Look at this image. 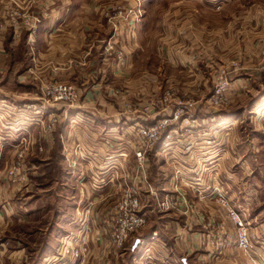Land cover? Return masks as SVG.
<instances>
[{
  "label": "crops",
  "instance_id": "crops-1",
  "mask_svg": "<svg viewBox=\"0 0 264 264\" xmlns=\"http://www.w3.org/2000/svg\"><path fill=\"white\" fill-rule=\"evenodd\" d=\"M2 1L7 2V0H0V16L4 14L1 12ZM99 1L107 0H9L8 4L11 8L14 7L13 4H17L19 8H16L21 12L41 13V22L35 30L25 29L17 23L7 24L4 22L0 26V118L8 116V118L14 119L8 124L19 126L13 132L22 136L20 142L11 143L7 140L1 142L0 140V148H6L7 145L18 147L22 143H27L32 148L41 145L44 147V153L35 155L30 164L40 166L49 156L50 149L53 151L57 147L58 150H61L63 146L68 160V175L65 178V184H69L71 180L78 181V184L75 183V192L68 188V193L64 194L63 191L59 193L62 204L60 210L64 212L67 209V215H65L67 219L62 218L63 223L60 226L67 229H72L75 223H79L81 216L76 218L77 211L85 210L87 206L89 207L87 214H89L84 217V222H95V218H97L99 226H105L106 221L108 225L110 224L112 206L120 193V181L123 177L118 165L119 163L126 164L127 168L135 160L131 154V145L127 140L112 139L104 142L103 138L107 135L108 128L116 132L123 131V126L116 123L87 125L76 123L73 120L69 122L64 120L61 121L62 124H57V127L45 131L42 110L41 112L38 111L41 105L44 106L41 100L44 95L43 86L51 80L69 82L77 86L81 99L83 96V100L87 101L86 105L81 106L83 108L71 110H75L74 113H76L73 118L81 120L87 112H97L85 109L91 105V103H87L88 100H91V96L98 100L112 96L108 87L112 86L113 82H119V87H122L124 84H128L126 82L128 79L136 89L140 83L139 75H137L139 68H142L143 65L147 68L153 65V60L150 59L146 64L140 63L144 58L140 52L143 51V46L146 43L145 38L142 37L144 35L150 36L154 28L147 26L149 21L145 23V27L141 24L134 31L135 35L141 38H138L139 43L131 48L132 52L126 54V70L118 74L114 72L112 66L106 63L107 60L100 53L101 35L93 27H80L78 21L81 17L90 16L80 12L79 5ZM143 1L150 10L149 15L154 13L152 5L160 2H157L158 0ZM245 1L247 0H223L221 9L213 14L211 27L205 29L207 32H202L205 30L199 21L198 14L193 22L191 19L190 23L185 21L187 17L183 21L182 16L188 15L185 11L188 9L185 7L189 2L188 0H163L161 2V4L183 5L180 7L182 8V10L180 9L182 19H180L183 22L181 21L178 26L173 24L172 14H169V24L162 31L165 38L164 47L161 48V51L165 54L164 62L171 66L175 62L181 71L184 70L187 78L196 74L194 75L195 82L192 80L182 81L181 84L185 85L187 89L192 90V92L203 89L204 83L198 77L201 75V68L204 64L210 68L218 66L221 62V53L225 52L226 49L228 52L243 54L241 59L244 63L242 67L237 69L236 72L238 73H235L230 88L234 89L233 86L236 84L239 87H243V85L257 86L253 78L255 77V65L264 53V0ZM209 2L211 0H197L194 3L202 10L204 7L208 8ZM205 4L206 6H204ZM192 14L195 15V11ZM94 18L91 16L92 21H95ZM241 21H248L249 31L240 30L242 28L239 25ZM10 24L12 27L8 26ZM257 28H259L258 33L255 32ZM200 32L202 34L198 35ZM255 34L259 35V39L254 37ZM236 36L240 38L242 43L236 41L234 38ZM222 39H230L234 42H225L221 46ZM8 45H14L13 48L16 51L19 50V53L16 54L13 48L9 53ZM200 52L209 53L210 58L206 61L197 60L196 54L198 55ZM173 56L175 57L174 60ZM226 59L227 57L222 58V61H226ZM200 83L203 85L200 86ZM263 86L264 84H262ZM124 92L125 90H120L119 96H124ZM132 94L138 98L139 95L145 93L135 91ZM89 108L93 109L91 106ZM56 109H59L58 105L51 108L52 112L46 110L44 113H47V118L59 113L53 112ZM205 112H207L206 109L204 112L199 110L201 119L208 125L203 123L199 127L197 125L193 127L192 124L168 127L164 139L158 141L151 150L153 157L149 158V162L147 159L148 181L151 188L153 187L154 193L148 194L141 211L147 217L154 205V200L160 202L167 198L172 201L175 206L170 208L174 211L170 208L163 210H168L167 213H173L166 225L169 226L168 229H171V235L164 234L162 229L138 232L129 253L125 256L122 252L119 253V257L116 259L117 264H133L134 255H147L149 244L155 250V252L153 251V255H155L153 261L156 264L163 263V261L168 262V264H191L192 260H195V264H264V237L262 236L264 233H261L262 235L257 241L259 246L254 247V255H250V253L249 255H237L238 253L234 255H203L204 253L200 254V252L188 250L186 234H178L179 229L187 232V229L191 228L190 223L192 222L195 226L204 228L205 222L207 224L214 223V221L224 217L225 209L215 199L217 190H221L225 194L237 211L247 213L254 218L253 221L260 224L259 228L263 226L261 221L256 219L259 209L253 198V194H255L253 186L257 185L255 183L253 185L252 177L260 182L263 179L254 175L253 169H251V156L241 155L237 150L235 140L220 141L219 135L214 130L216 126H219L218 113H213V109L207 114ZM45 117L44 119H47ZM203 117H207V119H203ZM194 118L197 120V117ZM0 130L3 131L4 129L0 127ZM96 136L97 138H95ZM206 138H211V143H207ZM77 145L80 146V151L76 149ZM76 152L80 158L74 154ZM74 162L75 165L79 164L80 166L73 165ZM131 168L132 174L131 177L128 176V180L134 182L138 179L133 177L132 165ZM131 168H127V174L130 173ZM175 170L179 171V173L177 172L179 177L188 179L187 184L189 185L174 178ZM137 182L140 185L141 182L139 180ZM90 184H93L94 189ZM140 191H142L141 188ZM159 195H164V197H159ZM73 196L76 197L74 201ZM185 200L195 205L197 218L193 219L188 211H184L183 202ZM8 212L9 204L6 201L0 208V225L5 224V219L9 215ZM101 214L107 218L102 219ZM147 221L149 222V219ZM210 227L211 225H209V229ZM192 233L194 235L195 232ZM198 233L196 232L192 236H198ZM62 241L64 243V236ZM164 241L167 244L166 247ZM203 242L208 245L205 239ZM103 244L101 243V246ZM43 246L39 251L41 255L60 253L50 243L45 242ZM128 255L130 256L127 258L130 260L126 258ZM107 262L108 259L105 257L100 264H107Z\"/></svg>",
  "mask_w": 264,
  "mask_h": 264
},
{
  "label": "rangeland",
  "instance_id": "rangeland-1",
  "mask_svg": "<svg viewBox=\"0 0 264 264\" xmlns=\"http://www.w3.org/2000/svg\"><path fill=\"white\" fill-rule=\"evenodd\" d=\"M162 1L163 0H158L157 2L159 3L152 5L154 7V13L150 15V10L146 7L145 1L138 2V0H107L79 5V8H81L80 12L90 15L78 19L80 27L90 26L93 27L94 30L97 29V32L101 35L99 41L100 53L102 57L107 60L106 63L112 66L114 72L118 74L126 70V54L132 52L131 48L133 45L138 44L141 38L137 37L134 31L141 24L145 27V23L149 21L147 26L154 28L150 36L144 35L142 37L145 38L146 43L143 46V51L140 52V55L144 56L140 63L146 64L148 59H150L153 60V65L149 68L145 65L139 68V73L137 75H139L138 79L140 83L137 85L136 89L135 86L131 85L128 79L126 80L128 84H124L122 87H119V82H113L112 86L108 87L112 96H106L99 100L91 96V100L87 102L91 103V105H88L85 109L97 112H87L86 115L82 116L81 120H75L76 118H73L76 113H74L75 110L71 109L83 108L81 106L85 104L87 100H83V96L81 99L79 89L74 84L73 85L78 91V99L72 103L65 101H47L44 96V99H41L44 102V106L41 105L38 109L40 112L42 110L41 113H43V121L45 120L44 130L46 131L53 127H57V124H62L61 121L64 120L68 122L73 120L76 123H85L87 125H110L111 123H116L117 125L123 126V131L116 132L108 128L107 135L103 138L104 142L111 141L112 139L127 140L129 145H131L130 149L133 156V147L139 142L136 135L137 126H149L162 119L169 118L171 120L165 124L160 132V137L154 141L152 148L147 151L146 158L149 162V158L153 157L151 150L158 141L164 139L168 127L185 124H192L193 127L197 125L199 127L203 123L204 125H208L207 122L201 119L202 117L200 116L199 110H203L204 112L206 109L207 112H209L213 109V113H218L219 115V126H216L214 130L216 134L219 135L220 141L235 140L237 143V150L241 155L245 154L251 156V169H253L254 175L257 176V178L263 179L262 182H260L252 177L253 185L254 183L257 185L255 187L253 186V192L255 193L253 194V198L259 209V212L256 214V219L261 221L263 225L262 228H259L260 224L253 221L254 218L250 217L247 213L237 211L235 206L231 204L225 196L227 204L230 205L245 222L246 231L252 244V249L249 253L250 255H254V247L259 246L257 241L260 235H262L261 233H264V86L262 87V84H264V75L259 71V65L264 61V53H262L261 58L259 57L258 63L255 65L256 78L254 77L253 79H255L254 83L257 84V86L251 87L249 85H243V87H239L236 84V87L233 86L234 89H232L229 84L227 94V99L229 101H224L222 104L216 106L212 105L210 103V96L214 90L216 81L220 77L225 76L229 83L233 84L234 75L238 73L236 72L237 69L244 65L241 59L243 54L228 52L226 49L225 52L221 53V62L218 66L216 65L210 68L205 66L204 62H201L204 64V68H201L202 72L198 77L201 78L200 80L204 83V85L200 83V86L203 85L204 87L201 90L197 89L192 92V90L187 89V87L181 83L185 80H192L195 82L196 78L194 75L196 74L187 78L184 70L181 71L180 67L176 65L175 62L173 66L164 62L165 54L161 51V48L164 47L165 36L162 31L164 30L163 28L167 27L169 24V14H172V22L177 26L181 24L182 18L184 21L187 17L185 21L190 23V19L193 22V19L196 18L198 14L203 29L210 28L213 23V14L221 9L223 3L217 8L214 4L209 2L208 8L204 7L200 10L201 7L194 3L197 0H188L189 2L185 6L188 8L185 10L188 15L184 14L181 18L180 9L182 10V8L180 7H183L182 4H161ZM245 2L250 1L247 0ZM8 3L9 0H7V2L2 1L1 12L4 14L0 16V18L2 17L0 19V26H2L4 22H7V24L14 23L11 19V15L16 17V23L19 25L20 17L24 12L19 11V9L17 10V8H19L17 4H13L12 6L14 7L11 8ZM204 6H206V4ZM194 11L195 15L192 14ZM91 16H93V18L95 17V21H92L93 19H91ZM11 24L8 26H11ZM247 24L248 21H241L239 23V25L242 26L240 30L243 31L244 29L249 31ZM22 27L28 29L24 25H22ZM202 32L207 31L205 30ZM202 32L198 35L202 34ZM255 32L258 33L259 28H257ZM254 37L259 39L258 34H255ZM234 38H236L237 42L242 43L239 37L237 38L236 36ZM225 42L233 43L234 40L222 39L220 45L223 46ZM13 47L14 45L7 46L9 53H11ZM13 51H15L16 54L19 53V50L16 51L15 48H13ZM177 53L179 54V52ZM225 57H227L226 61H222V58ZM209 58V53L206 52H200L198 55L196 54L197 60L206 61ZM174 59L175 57L173 56V60ZM224 73L226 75H224ZM29 74L31 73L29 72ZM52 81L57 80H51L49 82ZM120 90H125L124 96H119ZM135 91H140V93L145 94H141L137 98L135 94H132ZM240 96L242 97L240 98ZM56 105L59 106V109L53 112L59 113L53 114L47 118V113L44 112L46 110L52 112L51 108L56 107ZM89 106L93 109L89 108ZM177 111L179 112V116L175 119L172 116ZM207 112L205 113L207 114ZM44 117L47 119H44ZM194 117H197V120ZM203 119H207V117H203ZM13 120L14 119L8 118V116L0 118V127L4 129L3 131L0 130L1 142L5 140L11 143L14 141L20 142L22 136L13 132L17 130L19 126L8 124V122ZM95 138H97V136ZM206 139L207 143H211V138ZM76 149L80 151V146L77 145ZM43 150L44 147L41 145L32 148L27 143H22V145L18 147L7 145L6 148H0V208L6 201H8L9 204V215L5 219V224L0 225V264H100L105 257L108 259L107 264H117L116 259L119 257V253L122 252L124 256L129 253L135 235L138 232H149L155 229H162L161 231H163L164 234L171 235V229H168L167 227L169 226L166 225L169 223L168 221L173 213H167L168 210L163 211L165 209L160 206L161 201L157 202L154 200L155 202L151 208L152 210L150 209L147 216L149 222L147 221L145 223L146 225L131 233L122 246L117 247L112 242L110 231L114 205L121 194L124 193L125 189L131 185L141 188L142 191H140V194H144V196L141 194L142 205L145 199L147 200L148 194L151 195V192L145 187H142L141 183L139 185L138 182L135 183L133 180H128V176L131 177L132 174L131 165L134 168L135 161L130 166H127L128 169L131 168L129 174H127L126 164L119 163L118 165L123 177L120 181V193L112 206L111 222L109 225L106 221L105 226H99L97 218H95V222H84V217L89 214H87L89 211V207L87 206L85 210L77 211L76 218L81 216L79 223H75L72 229L63 228L60 225L63 223L62 218L67 219V216H65L67 215V209L64 212L60 210L62 204L59 193L62 191L64 194L68 193V188L73 189V192H75V183L78 184V181L71 180L69 184H65V178H67L68 175V160L66 159L63 146L61 150H58L57 147L54 148L53 151L50 149L48 153L49 156L45 159L43 165H30L35 155L38 156ZM74 154L80 158L77 152ZM80 155L82 156L81 153ZM153 163L154 160L152 159V165L154 166L155 164ZM73 165H75V162ZM77 165L79 164L75 166ZM155 183L157 182L155 181ZM90 186L94 189L93 184H90ZM151 190H153V187ZM220 192L222 191L220 190ZM162 196L164 197V195H159V197ZM75 199L76 197L73 196V201ZM215 199L218 204L225 209L223 218L214 221V223L211 222L210 224L205 222L204 228L195 226L192 222L190 223L191 228L187 229V232L179 229L178 234H186L188 250H194L195 252H200V254L204 253L203 255H234L235 253H238L237 255H249V253L242 251L237 245L236 227L232 219H230L225 205L216 198V195ZM147 205L149 206V203ZM174 209L176 210V208ZM196 211V207L193 204L188 214L195 219L197 218ZM178 214L185 215L183 213ZM105 217L106 216L101 214L102 219ZM108 220L110 221V219ZM209 225H211L210 229ZM192 232H199L198 236L193 237L195 233L193 235ZM63 236L64 243L62 241ZM262 236L264 237V235ZM68 238H70V240H68ZM203 239L206 240L208 245H205ZM45 242L48 244L50 243L54 249L60 253H54L55 255H41L39 251L40 248L42 249V247H44L43 245ZM101 243L104 244L101 246ZM164 246H167L165 241ZM153 249L154 248L149 244L147 255H134L132 260L133 264H156L153 261L155 258V255H153V251L155 252V250ZM142 250L143 252L145 251L144 248ZM129 256L130 255L126 256V258ZM127 259L130 260L129 258ZM159 264H168V262L166 263L163 261V263ZM191 264H195V260H192Z\"/></svg>",
  "mask_w": 264,
  "mask_h": 264
},
{
  "label": "built area",
  "instance_id": "built-area-1",
  "mask_svg": "<svg viewBox=\"0 0 264 264\" xmlns=\"http://www.w3.org/2000/svg\"><path fill=\"white\" fill-rule=\"evenodd\" d=\"M139 1L143 0H138V2ZM211 2L217 8H219L223 0H211ZM41 17L42 15L39 13L24 12L20 17L21 19L19 25H24L29 30H35L41 22ZM11 19L14 23L17 22L16 17L14 15H11ZM259 71L262 73V75H264V61L260 63ZM224 75L226 74L224 73ZM229 84L230 83L225 76L220 77L216 81V85L210 96V103L212 105L216 106L222 104L224 101H229L227 99ZM43 93V99L45 96L47 101H65L72 103L78 99L77 88L73 84L61 81H52L49 83L47 82L43 86ZM178 116L179 112L177 111L172 117L176 119L178 118ZM169 120L171 119L166 118L149 126H137L136 135L139 142L136 146L133 147V156L135 160V165L133 168V177L135 179H138L141 182V185H143L142 187L147 188L148 191H150L151 193H154V191L151 190V185L147 177L148 163L146 154L147 151L152 148L154 141L160 137V132ZM177 172L179 173L178 170H175V173L173 175L174 178L177 181L182 180L185 184H187L188 179L186 177L185 179L179 177ZM138 180H135L134 182H137ZM216 198L225 205L230 219H232L233 223L235 224L236 241L238 247L242 251L249 253L252 249V244L249 240L244 220H242L239 214L230 205L227 204V199L225 195L219 190H217ZM141 201L142 197L140 194V188L137 186L134 187V185H131L126 188L124 193H122L119 199L116 201L113 210L110 237L112 239V242L117 247L122 246L131 233L144 226L147 222L146 215L141 211ZM183 204L184 211H190V209H192L193 207L192 204L189 203L187 200H185ZM160 206L163 209H166L171 206L174 207L175 205L172 201L166 198L161 200Z\"/></svg>",
  "mask_w": 264,
  "mask_h": 264
}]
</instances>
